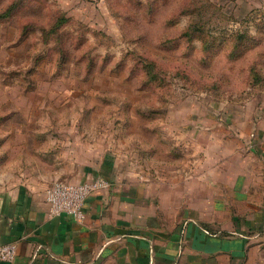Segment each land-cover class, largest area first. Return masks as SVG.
<instances>
[{"label":"rangeland","instance_id":"obj_1","mask_svg":"<svg viewBox=\"0 0 264 264\" xmlns=\"http://www.w3.org/2000/svg\"><path fill=\"white\" fill-rule=\"evenodd\" d=\"M198 21L206 42H221L208 56L205 42L180 36ZM236 33L244 39L232 58ZM147 57L169 67L150 89L130 74ZM218 75V90L201 88ZM108 161L162 188V206L179 217L247 238L248 262L264 264V9L250 0H0V185L32 171L48 187L76 184Z\"/></svg>","mask_w":264,"mask_h":264},{"label":"crops","instance_id":"obj_2","mask_svg":"<svg viewBox=\"0 0 264 264\" xmlns=\"http://www.w3.org/2000/svg\"><path fill=\"white\" fill-rule=\"evenodd\" d=\"M250 4L251 10L264 9V0ZM95 177L111 186L87 197L82 222L50 215L44 199L50 179L38 171L0 185V246L16 247L14 261L0 264H194L195 257L251 264L247 238L218 237L185 213L179 217L172 204L170 210L162 206V188L135 180L110 161L72 179L78 184Z\"/></svg>","mask_w":264,"mask_h":264},{"label":"built area","instance_id":"obj_3","mask_svg":"<svg viewBox=\"0 0 264 264\" xmlns=\"http://www.w3.org/2000/svg\"><path fill=\"white\" fill-rule=\"evenodd\" d=\"M110 182L102 177L89 181L72 184L57 182L44 191V199L53 217L68 216L76 222L84 220L83 206L85 200L94 192L106 190ZM16 256L14 244L0 246V262L11 263Z\"/></svg>","mask_w":264,"mask_h":264},{"label":"trees","instance_id":"obj_4","mask_svg":"<svg viewBox=\"0 0 264 264\" xmlns=\"http://www.w3.org/2000/svg\"><path fill=\"white\" fill-rule=\"evenodd\" d=\"M184 14H191V13H184ZM60 21L62 20L63 23L65 24V21L67 20L64 17H60L59 18ZM198 21V23L195 24H190L187 28H185L181 33L180 36L185 38L186 40L189 41V43H192L194 40H198L201 42V44L204 45V49L203 52L207 55L204 56H208V54L210 53V49L214 48L215 51H217L220 48L221 42L215 43L213 40H209V41H205L206 37H207V30H204L203 28V24ZM62 25V24H61ZM232 41L234 42V46H233V54H232V58H234L236 56V51L238 50L239 46L242 44V41L244 39L243 35L241 34H233L232 36ZM209 52V53H208ZM213 52V51H211ZM138 56V55H137ZM144 58V57H143ZM144 60V61H143ZM140 59L137 60L134 64V66L131 69V75H135V74H141L144 75V79H147V83L145 85L146 88L150 89L152 87V85L158 83V82H164L165 79H160L158 74H164L165 71L163 68H165L166 70H168L169 67L164 66L163 64L158 63L157 60H155L152 57H147L145 59ZM175 77L177 75H181L182 78H185L187 81L190 80V75L186 73L185 70H179L176 72V74H174ZM223 79V75H218L215 76V80L213 82V85H211L210 87H205V85H202L201 83V88L202 89H206V90H218L219 86L221 85V83H223L224 81L221 80ZM255 82H257V80H255ZM261 230L264 232V223L262 222L261 224Z\"/></svg>","mask_w":264,"mask_h":264}]
</instances>
